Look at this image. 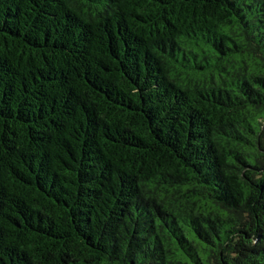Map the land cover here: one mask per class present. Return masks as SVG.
Listing matches in <instances>:
<instances>
[{
	"label": "trees",
	"instance_id": "16d2710c",
	"mask_svg": "<svg viewBox=\"0 0 264 264\" xmlns=\"http://www.w3.org/2000/svg\"><path fill=\"white\" fill-rule=\"evenodd\" d=\"M0 264H264V0H0Z\"/></svg>",
	"mask_w": 264,
	"mask_h": 264
}]
</instances>
